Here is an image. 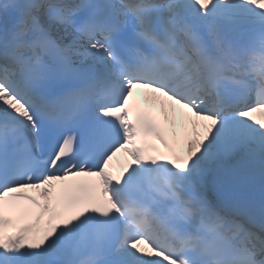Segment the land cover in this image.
Segmentation results:
<instances>
[{"label":"snow or ice","instance_id":"1","mask_svg":"<svg viewBox=\"0 0 264 264\" xmlns=\"http://www.w3.org/2000/svg\"><path fill=\"white\" fill-rule=\"evenodd\" d=\"M0 264H264V0H0Z\"/></svg>","mask_w":264,"mask_h":264},{"label":"bare ground","instance_id":"2","mask_svg":"<svg viewBox=\"0 0 264 264\" xmlns=\"http://www.w3.org/2000/svg\"><path fill=\"white\" fill-rule=\"evenodd\" d=\"M138 92L142 95V93H141V90H138ZM142 97L145 99V97L142 95ZM124 157L122 156V159H123ZM124 160V159H123ZM126 164H124L123 166H125ZM110 167L113 169V170H120L121 169V167H122V164L119 162H113V163H111V165H110Z\"/></svg>","mask_w":264,"mask_h":264}]
</instances>
